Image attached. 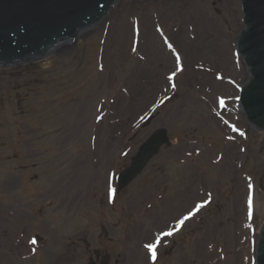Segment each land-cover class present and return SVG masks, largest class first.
Returning a JSON list of instances; mask_svg holds the SVG:
<instances>
[{
  "label": "rangeland",
  "instance_id": "374dc122",
  "mask_svg": "<svg viewBox=\"0 0 264 264\" xmlns=\"http://www.w3.org/2000/svg\"><path fill=\"white\" fill-rule=\"evenodd\" d=\"M202 1L224 27L232 68L198 66L193 43L209 29L194 0H120L77 42L0 66V264H101L96 249L107 264H256L264 130L239 99L250 77L236 46L242 0ZM162 128L172 142L120 187ZM164 231L174 234L153 261L146 245Z\"/></svg>",
  "mask_w": 264,
  "mask_h": 264
},
{
  "label": "water",
  "instance_id": "95a60500",
  "mask_svg": "<svg viewBox=\"0 0 264 264\" xmlns=\"http://www.w3.org/2000/svg\"><path fill=\"white\" fill-rule=\"evenodd\" d=\"M118 1L0 0V66L40 61L62 44L77 42L83 31L103 22ZM242 5L245 28L237 47L251 77L242 86L240 101L250 124L264 130V0H242ZM170 143L167 129L153 133L120 173L119 185L131 183ZM260 231L257 264H264V224ZM108 258L104 257V264Z\"/></svg>",
  "mask_w": 264,
  "mask_h": 264
},
{
  "label": "bare ground",
  "instance_id": "6f19581e",
  "mask_svg": "<svg viewBox=\"0 0 264 264\" xmlns=\"http://www.w3.org/2000/svg\"><path fill=\"white\" fill-rule=\"evenodd\" d=\"M120 1V0H119ZM240 2V0H239ZM194 3L198 10V18L202 20L204 23L208 25L209 29V35L206 36H200L201 39L206 43L204 45H199L201 41H198L196 43H193V51L194 53L197 52L198 58H203L204 60L201 62H197L198 66L207 63L216 62L219 66H223L225 68H232V58L234 57L232 50L230 48V44L228 40L226 39V34L224 31V27L221 22H219L210 12H208L204 2L202 0H194ZM208 37V38H206ZM237 46V45H236ZM165 56H166V66L171 65L173 63L172 59L173 57L170 55V52L168 49L165 48ZM172 58H171V57ZM161 63V61L159 60ZM175 62V60H174ZM200 64V65H199ZM250 72V71H249ZM208 76L207 74H204ZM251 77V75H250ZM249 77V78H250ZM210 79V77L208 78ZM218 86L221 89H226L228 84L226 82H220L218 83ZM227 91V90H225ZM228 92V91H227ZM228 94V93H226ZM224 101V103H228L227 106H234V103L231 101H228L227 99H221ZM230 110V109H229ZM70 249L68 250V253H70ZM244 264V262H243Z\"/></svg>",
  "mask_w": 264,
  "mask_h": 264
},
{
  "label": "snow or ice",
  "instance_id": "6c2138e0",
  "mask_svg": "<svg viewBox=\"0 0 264 264\" xmlns=\"http://www.w3.org/2000/svg\"><path fill=\"white\" fill-rule=\"evenodd\" d=\"M158 31H159V30H158ZM165 43L167 44V46H168L169 48H172V44H171V43H168L167 40H165ZM133 51H135V49H133ZM173 51H175V49H173ZM175 59H176L177 61L180 60L179 54L176 55ZM181 70H182V69H181ZM175 76H176V73L173 72L172 75L168 77V79L171 80V79H173ZM172 86L175 87L174 84H173ZM220 103L223 104L224 101L221 100ZM241 135H243V133H241ZM113 178H114V177H113ZM110 190H111V192H112L113 194H115V192H116V189H115V188H111ZM202 207H204L203 204L198 205V206L196 207V211H199V209L202 208ZM249 207H251V201H249ZM193 215H195V212H189L188 215L184 216L183 219H180V220H179V224H180V225H183L184 222H185L186 220L190 219L191 216H193ZM173 234H174L173 231H164V232H162L161 235H159V236H157V237L155 238V242H154V243H149V244L146 245V247L148 248V250L151 252V259H152L153 261H155V260L157 259V252H156V249H157L158 245L160 244L161 239H163V237L172 236ZM31 243L35 244V243H36V240L33 239V240L31 241Z\"/></svg>",
  "mask_w": 264,
  "mask_h": 264
},
{
  "label": "flooded vegetation",
  "instance_id": "af4514ba",
  "mask_svg": "<svg viewBox=\"0 0 264 264\" xmlns=\"http://www.w3.org/2000/svg\"><path fill=\"white\" fill-rule=\"evenodd\" d=\"M101 253H99L98 258L100 259Z\"/></svg>",
  "mask_w": 264,
  "mask_h": 264
}]
</instances>
